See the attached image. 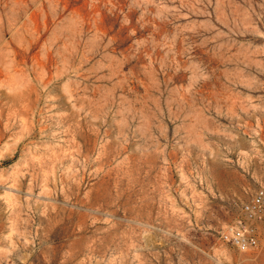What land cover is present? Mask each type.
Returning a JSON list of instances; mask_svg holds the SVG:
<instances>
[{"label": "rangeland", "instance_id": "1", "mask_svg": "<svg viewBox=\"0 0 264 264\" xmlns=\"http://www.w3.org/2000/svg\"><path fill=\"white\" fill-rule=\"evenodd\" d=\"M260 187L264 0H0V264H264Z\"/></svg>", "mask_w": 264, "mask_h": 264}, {"label": "built area", "instance_id": "2", "mask_svg": "<svg viewBox=\"0 0 264 264\" xmlns=\"http://www.w3.org/2000/svg\"><path fill=\"white\" fill-rule=\"evenodd\" d=\"M242 218L221 232V238L242 252L260 247L256 226L264 223V187L258 188L242 206Z\"/></svg>", "mask_w": 264, "mask_h": 264}]
</instances>
